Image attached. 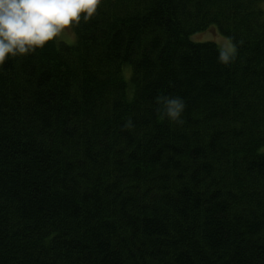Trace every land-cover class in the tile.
Returning a JSON list of instances; mask_svg holds the SVG:
<instances>
[{
    "label": "trees",
    "instance_id": "obj_1",
    "mask_svg": "<svg viewBox=\"0 0 264 264\" xmlns=\"http://www.w3.org/2000/svg\"><path fill=\"white\" fill-rule=\"evenodd\" d=\"M263 2L102 0L0 65V264H264Z\"/></svg>",
    "mask_w": 264,
    "mask_h": 264
},
{
    "label": "clouds",
    "instance_id": "obj_2",
    "mask_svg": "<svg viewBox=\"0 0 264 264\" xmlns=\"http://www.w3.org/2000/svg\"><path fill=\"white\" fill-rule=\"evenodd\" d=\"M102 0H0V65L43 49L66 30L90 20ZM162 113L181 123L185 101L165 96Z\"/></svg>",
    "mask_w": 264,
    "mask_h": 264
},
{
    "label": "rangeland",
    "instance_id": "obj_3",
    "mask_svg": "<svg viewBox=\"0 0 264 264\" xmlns=\"http://www.w3.org/2000/svg\"><path fill=\"white\" fill-rule=\"evenodd\" d=\"M261 10L263 12V16H264V2L261 3ZM199 34L197 35H193L191 37L192 40L194 41H210V42H214L219 49H221L224 53L226 54H231L233 52V45L230 42L229 39L223 37L222 35H220L219 33H205V34H201L199 37ZM61 38L63 39H71L72 35L70 33V30H66L61 36ZM66 43H71V41H65Z\"/></svg>",
    "mask_w": 264,
    "mask_h": 264
}]
</instances>
